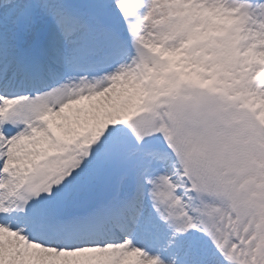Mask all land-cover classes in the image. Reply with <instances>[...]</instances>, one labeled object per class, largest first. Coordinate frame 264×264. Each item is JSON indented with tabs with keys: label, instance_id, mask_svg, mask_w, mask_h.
Listing matches in <instances>:
<instances>
[{
	"label": "snow or ice",
	"instance_id": "snow-or-ice-1",
	"mask_svg": "<svg viewBox=\"0 0 264 264\" xmlns=\"http://www.w3.org/2000/svg\"><path fill=\"white\" fill-rule=\"evenodd\" d=\"M0 264H264V0H0Z\"/></svg>",
	"mask_w": 264,
	"mask_h": 264
}]
</instances>
